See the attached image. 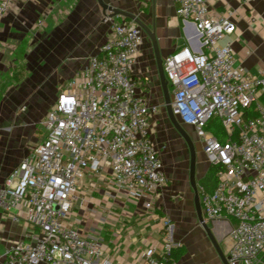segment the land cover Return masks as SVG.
<instances>
[{
	"label": "built area",
	"instance_id": "obj_1",
	"mask_svg": "<svg viewBox=\"0 0 264 264\" xmlns=\"http://www.w3.org/2000/svg\"><path fill=\"white\" fill-rule=\"evenodd\" d=\"M22 0H0V22ZM217 0H172L176 17L195 27L196 50L182 46L165 57L164 75L173 116L201 140L216 187L200 189L206 223L232 220L228 264H264V107L256 118L244 113L256 103L264 80L237 63L231 38L236 12L212 9ZM250 7L264 0H237ZM256 16L251 22H258ZM112 36L88 60L87 68L60 91L42 123V140L9 174L0 209L25 204L26 233L11 244L5 264H94L105 255L100 237L83 235L71 223L84 189L99 185L124 192L153 211L167 187L161 151L151 140L158 107L145 98L133 77L143 29L109 16ZM38 26L42 22H38ZM220 124L226 140L209 130ZM164 149V148H163ZM162 246L145 255L147 264H176L182 248L169 217L161 221ZM107 264V262H105Z\"/></svg>",
	"mask_w": 264,
	"mask_h": 264
},
{
	"label": "crops",
	"instance_id": "obj_2",
	"mask_svg": "<svg viewBox=\"0 0 264 264\" xmlns=\"http://www.w3.org/2000/svg\"><path fill=\"white\" fill-rule=\"evenodd\" d=\"M103 2L135 16L156 38L161 68L153 43L143 30L144 40L132 74L145 98L158 107L152 118L151 140L162 150L168 184L152 212L145 209V201L131 199L124 192L110 195L104 185L93 191L84 189L71 224L83 235L103 240L105 255L94 264H147L146 253L151 249L158 253L162 246L160 227L164 217H169L174 225L175 240L180 239L184 244L176 250L185 252L176 264H223L197 219L196 192L191 182L192 151L171 119L160 74L163 60L176 49L191 44L196 50V29L176 17L172 0ZM211 6L217 13L227 8L236 12L237 32L224 43H232L239 65L264 80V3L257 1L250 7H241L237 0H217ZM109 16L110 13L104 15L97 0H22L16 12L0 22V81L6 80L8 84V91L0 102V127L3 128L0 129V191L9 174L22 162L27 146L23 136L17 135L18 128L22 127L17 121L32 106L26 120L29 126H36L32 116L37 109L49 106V111L67 82L87 68L89 58L112 36L107 22ZM252 16H256L258 22L252 23ZM40 21L42 25L38 26ZM18 65L26 68L27 75L20 82L9 83L7 72ZM164 81L170 95L165 75ZM23 102L27 108L22 109L19 116L8 109L10 104L15 106ZM258 104L264 107V89L259 91L252 106L255 112ZM48 111L36 127L40 137L38 143L44 135L42 123ZM13 117L12 131L7 127L9 121H14ZM175 122L188 138L194 133L190 126L181 124L176 118ZM216 136L222 142L226 140L223 131ZM209 167L206 157L204 162H195L198 193L199 181ZM26 212L25 204L13 213L0 209V264H5L11 244L23 240ZM207 225L227 258L231 246L229 234L236 223L225 220Z\"/></svg>",
	"mask_w": 264,
	"mask_h": 264
},
{
	"label": "rangeland",
	"instance_id": "obj_3",
	"mask_svg": "<svg viewBox=\"0 0 264 264\" xmlns=\"http://www.w3.org/2000/svg\"><path fill=\"white\" fill-rule=\"evenodd\" d=\"M25 49H27V46L25 47ZM10 73H11V75H9ZM26 75H27L26 68L24 66H22V65H18L15 68L14 67L10 68L8 70L6 76H7V79H9V83L10 82L13 83V82H20L22 79L25 78ZM5 81L6 80L0 81V94H1L0 102L3 99L5 93L8 91V84H6ZM7 106H8V104H7ZM25 107L27 108V106L23 102L21 104L15 105V106L10 104L8 109L10 110V112H13L16 116H19L20 112ZM27 109H26L27 112L23 113L22 116L17 121V124L22 126L21 128H18L17 135H22L23 138L26 141L25 143L27 144V146L24 147V153H23L22 161L24 160V158L27 156V154L30 151L29 147H31V146H29V145H32V144L35 145L36 143H38V140L40 139L39 133H38V130H37L36 127L38 126V123L40 122V120L42 119V117L44 116L46 111H48L49 106H47V107H45V106L39 107L37 109V111H36V114L32 116L33 121L37 123V125L34 126V127L33 126H29L28 123H27L28 121L26 120L29 117L28 115H30L32 106L28 107ZM3 110L6 111L4 108H3ZM13 119H14V121L13 120L9 121V126L10 127L8 125H6V126H8L7 128H9L8 130H12L13 131V129H14V124L13 123H15V118L13 117ZM0 129H3V128L0 127ZM40 130H43L41 126H40ZM189 139H190V142H191V144L193 146L192 155H193V157L195 159V162H199V163L201 161L204 162L205 154H204V151H203V146L201 144V140L199 139V137L197 136V134L195 132L192 135H190ZM177 242L181 243L182 246H184L182 240L179 239V240H177Z\"/></svg>",
	"mask_w": 264,
	"mask_h": 264
},
{
	"label": "water",
	"instance_id": "obj_4",
	"mask_svg": "<svg viewBox=\"0 0 264 264\" xmlns=\"http://www.w3.org/2000/svg\"><path fill=\"white\" fill-rule=\"evenodd\" d=\"M97 2L99 4L100 8L103 10L104 15H106L107 13H110V16L124 17L125 19L134 21L136 24H138L144 30L147 37H149L153 43L155 53H156V56H157V59L159 62V66L161 68L160 58H159V55L157 52L156 38H155L154 34H152L135 16H133L131 14H127V13L122 12L120 10L113 9L110 6L106 5L103 2V0H97ZM160 74H161V78L163 80L164 88L166 89L167 108L170 112L171 119L173 120V123L175 124L179 133L186 140L187 144L191 148V151H193V146L190 142V139L186 136L185 132L181 129V127L179 125H177V123L175 122V118L173 116V112H172V108H171V98H170V95H169L167 88H166V84L164 81V71L162 69H160ZM191 182H192V186L196 192V211H197L198 222H199L200 226L203 228V230L205 231V233H206L207 237L209 238L211 244L214 246L215 250L217 251V254L219 255L222 263L228 264L226 257L224 256L223 252L221 251V249L217 243V240L215 239V236L213 235V232L211 231V229L208 227L207 223L203 219L201 204H200V196H199V193L197 191L196 182H195V159H194V157H193L192 166H191Z\"/></svg>",
	"mask_w": 264,
	"mask_h": 264
},
{
	"label": "trees",
	"instance_id": "obj_5",
	"mask_svg": "<svg viewBox=\"0 0 264 264\" xmlns=\"http://www.w3.org/2000/svg\"><path fill=\"white\" fill-rule=\"evenodd\" d=\"M257 115L258 114L254 111L253 107L249 110H246L244 113V116L246 118H256ZM209 130H212L216 135H220L222 132L220 125L216 124L215 122L209 125ZM216 172L217 168L214 166H210L205 176L199 181V186L207 193L213 192L214 188L216 187ZM184 253V250H174L172 254L174 261L177 262L184 255Z\"/></svg>",
	"mask_w": 264,
	"mask_h": 264
}]
</instances>
